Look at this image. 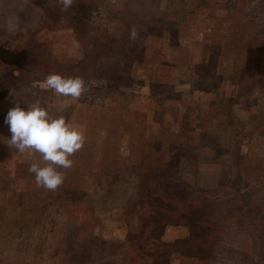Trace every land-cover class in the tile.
<instances>
[{"label":"rangeland","instance_id":"obj_1","mask_svg":"<svg viewBox=\"0 0 264 264\" xmlns=\"http://www.w3.org/2000/svg\"><path fill=\"white\" fill-rule=\"evenodd\" d=\"M50 73L89 91L28 97ZM20 97L84 134L55 191L7 146ZM263 200L264 0H0V264H264L232 219Z\"/></svg>","mask_w":264,"mask_h":264},{"label":"clouds","instance_id":"obj_2","mask_svg":"<svg viewBox=\"0 0 264 264\" xmlns=\"http://www.w3.org/2000/svg\"><path fill=\"white\" fill-rule=\"evenodd\" d=\"M76 0H57L62 12H67ZM137 31L130 30L129 39L135 41ZM79 47V42L74 41ZM43 86L61 97L79 100L89 91L85 81L80 77H65L59 73H50L45 77ZM5 124L11 133L7 146L20 153H38L44 166L32 162L28 168L34 174L35 184L47 191L57 190L64 181V174L58 169H70L73 161L69 158L84 146V134L75 127H70L66 119L50 118L46 108L28 105L27 110L19 104L9 109Z\"/></svg>","mask_w":264,"mask_h":264},{"label":"trees","instance_id":"obj_3","mask_svg":"<svg viewBox=\"0 0 264 264\" xmlns=\"http://www.w3.org/2000/svg\"><path fill=\"white\" fill-rule=\"evenodd\" d=\"M49 12H53V11H50ZM53 14V13H52ZM35 89H36V93L34 95H29L28 94V97L30 98H47L51 95H54V93L51 91V90H48V89H43V88H38L37 86H33ZM27 98V97H26ZM22 102H23V98L20 97L18 99H16L15 101V104L14 106H16V104H19L20 106L22 105ZM12 108V107H11ZM250 209L247 208V212L246 214H242L240 213L239 217H234L232 218L233 220L235 221H238L240 224L242 222H245L247 219V222H249L248 224H264V200H263V204L261 203H256L255 205H253V207H249ZM229 220H226V219H220L217 221H213L214 225H220V229H226L229 225ZM156 229H152V231H155ZM74 236H76L74 234ZM73 242V240H71L69 243H68V246L69 248H73L72 244L71 243ZM71 243V244H70ZM124 249L127 248V247H124L122 246ZM132 249V246H128V249L126 250L125 254L126 256L125 257V261H126V264H136V259H132L131 258V255L133 254L132 251H130Z\"/></svg>","mask_w":264,"mask_h":264}]
</instances>
